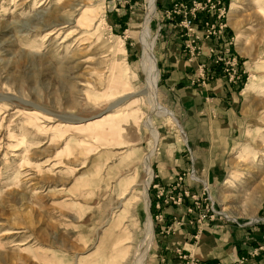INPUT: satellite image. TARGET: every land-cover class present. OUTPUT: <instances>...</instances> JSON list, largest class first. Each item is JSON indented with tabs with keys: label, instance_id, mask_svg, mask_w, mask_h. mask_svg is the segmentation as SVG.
I'll return each instance as SVG.
<instances>
[{
	"label": "rangeland",
	"instance_id": "obj_1",
	"mask_svg": "<svg viewBox=\"0 0 264 264\" xmlns=\"http://www.w3.org/2000/svg\"><path fill=\"white\" fill-rule=\"evenodd\" d=\"M147 24L155 92L171 115L142 92ZM170 42L198 58L178 83L167 81L159 60L173 51ZM214 83L238 95L222 129L213 120L221 112L209 108L213 90L202 113L189 90ZM177 163L188 169L171 187L158 181ZM147 166L148 207L140 201L134 212L129 198ZM185 200V224L199 233L197 225L211 222L252 227L248 250L235 243L233 264H259L264 0H0V264H201L200 246L211 237L195 232L184 245L182 221L160 212ZM122 210L124 219L116 216ZM125 226L132 241L119 248L132 246L139 259H113Z\"/></svg>",
	"mask_w": 264,
	"mask_h": 264
},
{
	"label": "crops",
	"instance_id": "obj_2",
	"mask_svg": "<svg viewBox=\"0 0 264 264\" xmlns=\"http://www.w3.org/2000/svg\"><path fill=\"white\" fill-rule=\"evenodd\" d=\"M174 42H170V46H172L173 51L167 50L164 52V54L160 55V61L162 63L163 71L166 72V79L169 80L172 83H178V81L186 80V78L189 76L187 74V68L185 66L190 65L194 66L196 68L197 59L193 60L188 56H185L182 52H180V44L177 43V45H174ZM177 46V47H176ZM168 53V54H166ZM190 60V61H189ZM171 61V62H169ZM201 61V58H200ZM170 66V67H169ZM172 66V68H171ZM165 79V80H166ZM222 84V83H221ZM186 85V84H185ZM191 87V86H189ZM188 86L186 88H189ZM191 91L190 94L193 96L194 101V108L195 112H197V106L201 105V112H203V109L206 107L207 103L203 99L205 98L207 101L209 99L208 97V90H213V94H215V97L212 98V106H209V108L214 109L216 112L219 113L218 116L214 117V121L220 126L222 129V122L225 124H229L230 120H234L235 116V107L234 103L238 99V95L236 94V91L232 87H227L224 85H217L214 83V85L211 87L210 85L206 87H198V88H189ZM188 90V91H189ZM210 103V102H209ZM222 114L228 115V119H224L222 117ZM202 122L204 118L200 119ZM225 121V122H224ZM199 121V123H202ZM175 168L168 169L167 173L168 175H159L160 181L163 185L167 187H171L173 183L177 181V176L180 170H186L188 168H185L184 165L181 163L174 164ZM167 176V178H165ZM182 185V187H186L188 184L186 182H179L178 186ZM193 190V189H192ZM187 201L190 203L189 200H185L182 206H172V205H164L160 212H162L166 218L167 221L172 222L174 219V223L177 219L182 221V226H176L179 228L180 232L184 231V245H191L188 240L193 237L194 233L199 234L197 238L200 236L204 238L205 236L209 235L211 239L207 241L206 243L202 244L200 246V256H198L201 264H214L213 262L220 261L222 264H233L234 259L239 255L235 249V243L240 244L241 249L248 250L249 248V238L252 237V232L249 230H252V227H245V226H230V225H221L218 222H211V223H203L199 226L202 230L201 233L196 230L197 227L186 225V220L191 216L190 213H188L187 210ZM244 227V228H243ZM195 234V235H196ZM212 235V236H210ZM236 240V241H235ZM180 244L181 241H180ZM186 248V246H185ZM187 249V248H186ZM188 250V249H187ZM261 261H258L259 264H263L262 260L264 259V254L262 255ZM255 260L253 261H247L246 264H254ZM257 262V261H256ZM256 264V263H255Z\"/></svg>",
	"mask_w": 264,
	"mask_h": 264
},
{
	"label": "bare ground",
	"instance_id": "obj_3",
	"mask_svg": "<svg viewBox=\"0 0 264 264\" xmlns=\"http://www.w3.org/2000/svg\"><path fill=\"white\" fill-rule=\"evenodd\" d=\"M150 1H151V5L153 6V0H150ZM143 35H144L143 36V39H144L143 66H144V68L146 70V73L148 75V80H147L148 81V85L146 87L147 90L146 91H142V92L149 98V102L155 108V110H157V112L163 113V114H166V115L167 114L171 115V111H168L166 108H164L159 103L157 95H156V92H155L156 81H157V78H158V72H157L156 66H155L153 58H152V49L150 47L149 40H148L149 39V25L148 24L145 27ZM254 86H255L254 82H250L248 84L247 88H245V90L246 91H248V90L250 91L252 89L254 90V88H255ZM132 93H133V91H128V95L125 96V99L130 98L132 95H129V94H132ZM122 101H124V99H120L119 101H117V103H115L111 107L114 108L115 106H117ZM108 115H110V114H108ZM111 115H112V117H110L111 119L109 118L110 121L116 120V118L118 117L117 116L118 115V110L117 111L115 110L113 113H111ZM113 129L115 130V127H113ZM152 131L155 134L154 129H152ZM155 139H157L156 134H155ZM147 174H148L147 179L141 184L142 187L137 189L133 193V196L129 198V200H133L135 202V205L133 207L134 212H135L137 203L140 202V201L144 202L146 209L148 207L147 190H148V185H149L150 178L152 176V169L150 168V166H147ZM132 186H133V184H132ZM127 191H128V188L124 189L122 197H123V195H125V193ZM131 215H132V213H131ZM116 216L120 217L121 219H124V218H126V211L122 210L118 214L116 213ZM127 217H129V216H127ZM119 224L121 226H123L125 223H122V221H120ZM120 231L121 232L119 234H117V236H116V244H114V246H113V248H114V258L113 259L120 258V259H124V260L125 259L126 260L127 259L128 260H132V259H134L133 256H135V258L139 259L140 257H137V255L135 253L131 252L132 246L130 247L129 245H127V246H125L123 248H119V244L121 242H122L121 245H123L124 243L125 244H130L131 241H132L131 240L132 239V237H131L132 235L129 233L130 230H129V228L127 226L121 228ZM151 232H152V222H151L150 218L148 217V220H147V222L145 224V233L150 236ZM130 256H131V258H130ZM98 264H100V262Z\"/></svg>",
	"mask_w": 264,
	"mask_h": 264
},
{
	"label": "built area",
	"instance_id": "obj_4",
	"mask_svg": "<svg viewBox=\"0 0 264 264\" xmlns=\"http://www.w3.org/2000/svg\"><path fill=\"white\" fill-rule=\"evenodd\" d=\"M189 24H190V21H189ZM186 25H188V24H186ZM220 27H223V24H221ZM226 70L229 71L228 69H226ZM231 75H232V74H231ZM231 75H230V77H231ZM171 198H172V197H171ZM173 200H174V199H173ZM178 201H180V198H178ZM178 201H175V200H174V202H178ZM202 217H205L204 214L202 215Z\"/></svg>",
	"mask_w": 264,
	"mask_h": 264
}]
</instances>
